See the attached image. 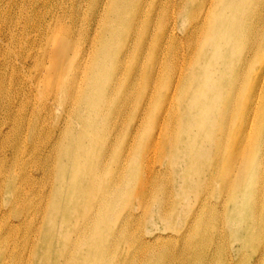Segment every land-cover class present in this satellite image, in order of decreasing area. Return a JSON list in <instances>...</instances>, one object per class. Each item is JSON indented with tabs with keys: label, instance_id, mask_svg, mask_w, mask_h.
<instances>
[{
	"label": "bare ground",
	"instance_id": "1",
	"mask_svg": "<svg viewBox=\"0 0 264 264\" xmlns=\"http://www.w3.org/2000/svg\"><path fill=\"white\" fill-rule=\"evenodd\" d=\"M192 81L198 90L190 89ZM136 86L144 97L133 98L134 117L124 126ZM177 104L199 133L178 136L170 111ZM157 107L162 110L152 114ZM263 111L264 0H0V177L17 197L0 204V264H22L16 251L28 248L26 237L36 238L27 264H114L119 239L128 251L118 264H249L248 245L245 251L224 245L231 234L253 247L254 264H264ZM150 118L159 122L152 137H161L159 125L167 122L171 138L178 136L181 181L173 192L185 203L174 202L173 223L167 187L152 185L160 172L144 166L148 156L137 165L144 172L131 170L145 183L140 191L129 189V180L118 186V171L127 172L137 148L129 134L141 129V136ZM238 121V132L230 131ZM255 128V149L238 174ZM237 134L241 141L230 144ZM203 141L213 146H201L197 157L194 147ZM203 157L211 172L201 178L203 189L208 185L202 199L192 192ZM32 164L44 179L28 173ZM54 164L56 186L43 192L47 175L54 180ZM126 200L135 203L127 201L123 217L119 205ZM148 205L154 206L143 224L135 208ZM132 221L146 228L132 232ZM54 241L64 249L57 251Z\"/></svg>",
	"mask_w": 264,
	"mask_h": 264
},
{
	"label": "rangeland",
	"instance_id": "2",
	"mask_svg": "<svg viewBox=\"0 0 264 264\" xmlns=\"http://www.w3.org/2000/svg\"><path fill=\"white\" fill-rule=\"evenodd\" d=\"M144 23H145L144 19L140 20V25L141 26H145ZM188 29H190V28H188ZM179 36H180V38H179L180 41H184L185 42V31L183 29H181V31L179 33ZM178 43H180V42H178ZM186 44L187 43L182 44V45L179 46L180 47L179 48L180 54H183L186 51V49L183 48V45H186ZM201 48L202 47H200V50H201ZM194 52H195V54L198 53L197 50H194ZM169 57L170 56L168 55L167 56L168 60H169ZM200 67H202V61L200 62ZM217 75H220V73L217 72ZM227 77L228 76L223 77V79L220 82V84H222L226 80ZM197 78H201V72H198L195 75V79H197ZM162 81L164 82V85H165L167 83V81H168V77L165 75V77L163 78ZM189 87H190L191 90H193V89H195V91L198 90V86H197L195 81H192L190 83ZM159 92H160V89H159ZM131 93H132V99H131V101H130V103L128 105L127 119L124 122V126H127V123L129 122V120L134 117V109L136 107V104H133V98L137 97V99H138L140 97V99H142L144 97V94L137 95L139 93V91L137 90V86L132 90ZM158 95H159V93H158ZM166 96L167 95L164 93V96H163L164 100H165ZM199 106L200 105L196 106V110H200ZM157 110L161 111L162 109L160 107H157L156 109H153L152 114H154L155 111H157ZM170 111H174L173 114L175 115V119L178 122V124H177L178 136H180V134L182 132L184 133L185 130L187 131V133H188V135L190 137H191V132H193L195 134L199 133V131H200L199 127H192V123L190 124V123H188V121L186 119H183L182 110L179 108L178 104L174 108L171 107ZM163 112H164V110L161 112V114ZM263 113H264V111H263ZM180 119L182 121H180ZM158 123H159L158 121L155 123V121L154 120L152 121V119L150 118L149 123L144 125V127H143L144 131H143V134L141 136H140L141 129H138L137 131L133 130L129 134L128 143H130V141L133 140V142L136 144L137 148L134 151L132 157L129 159L127 172L118 171V179H119V182L121 183V184L119 183L118 186L122 187L124 185V183L127 180H129L128 188L129 189L130 188L137 189L138 191H140V188L145 183H142V182H139V181L136 182L135 176L133 175V173H131V170L132 169H136L138 171V174H139V172L141 173L143 170L137 165L139 163L143 162L144 156L145 157L148 156V158H149V160L147 161L148 165H144V166H147L148 170L152 169V167L155 166L156 168H155L154 172H160V175H159V177L157 179H156L155 176H153L152 185L153 184H158V185H161V186L164 185V187H167V190H165L164 192L169 194L167 201L170 203V208L168 209V211H169V213H170V211L173 213V215H171V213H170V216L168 217V220H169V222L173 223V217H174V213H175V211L173 209L174 202H175L174 207H176V201H177V207H180V206L184 205V203H185V201H183L184 198H182V197L178 198L176 196V193L173 192V188L174 187L176 188L180 184V181H181L180 180V176H181L180 171L175 165L176 160L177 161L180 160L178 147L175 145V142L178 139V136H176L175 140L173 138H171V135H170V132H169L171 122L170 123L167 122V123H160V125H159V129L162 132L161 137H159V138L152 137L151 134H149V131H150V129L152 131L155 128H157L158 127ZM239 126H240V122L238 121L237 125H232L230 127V131H237L238 132ZM195 128H199V129H195ZM120 129H121V127H120ZM261 130H262L261 133H262V137H263L264 136V121H262ZM257 132H256V128H255L253 136H251V135L250 136H246V138H248V141L246 143L248 154H245L247 156L244 157L243 159H241V160L239 159L238 160V164H239L238 167H237L238 174H239V172H241L244 175V172L246 170V165L248 163V156L249 155L251 156L253 151H254V149H255L256 133ZM238 136H239V134L235 135L232 138V142L230 144H233V142L236 140V138ZM237 141H241L239 139V137H238ZM217 142H218V140L216 141V144H217ZM148 146H151V149L147 152V147ZM201 146H203V150H210V148H212L213 144L210 143V142H206L204 144V141H203V144L196 145L194 148L196 149L195 154H196L197 157L199 156L198 155V150H201ZM257 146H258V142H257ZM258 148H260V147L258 146L257 149ZM261 149H263V151H261V152L264 154V143L261 146ZM46 155L47 154H45V155L40 157L42 159V161L46 160ZM123 155H124V153L121 151L120 153H117L116 156H117V158H122ZM7 157H8V159H7V168H8V170H10L12 168V166H13L14 159H12L11 155H9V154L7 155ZM209 164L210 163L208 161L204 160V157H203L202 160L198 161L199 167H196L194 169V170H196L198 172V175H197L196 178L199 181V185H198V189L196 191L192 192L193 197H195L198 194H200L199 195L200 197H201V194L203 196H208V193H207L208 185H206L204 187V189H203V182L201 181V178H203L205 174H206V177H207L208 176V172H211V170L209 171V166H210ZM53 167H55V164L53 165ZM19 172L21 173L22 170H19ZM57 172H58V170L55 167L54 180H51V178L47 175V177L50 179V182L47 183L46 186L42 187L40 189L41 191H43V192L45 191V192H49L50 193L52 191V187L55 188V186H56L55 175L57 174ZM28 173L31 174L33 177H35L37 179H42V178L44 179L45 176H46V175L43 174V172H41V171H39L37 169L35 164L31 165V167L28 169ZM250 173H252V170L249 172L248 175H250ZM138 174H137V176H138V179H139L140 175H138ZM108 175H110V174H108ZM17 183H18V185H21V179H18ZM194 183H195V180L192 177L191 178V191L193 189ZM9 185H10V182L8 180H6L4 177H0V204L5 199H8V200H11V199L16 200L17 199V197L14 195V192H10V190L8 188ZM50 187H51V189L48 191V189ZM189 187H190V183H189ZM28 190L30 191V188H28ZM261 190L263 191V193L261 195L260 206L263 207V205H264L263 204V201H264V177L261 179ZM159 193L157 194L158 197H159ZM171 193L173 194V197L170 196ZM188 193H189V195H191L190 191H188ZM149 197H151V195H148V198ZM33 198L36 199L37 202L40 201V199L38 197H36L35 195H33ZM188 198H190V196ZM127 201H128V205L129 206H130V203H135L134 200L131 201V202H130V200H126V201H123L119 205V210L121 211L123 217L126 216V211L128 210L127 209L126 211H123L125 206H126ZM43 205H44V208H45L46 205H47V201H43ZM153 206L154 205H148V206H142V208H140V209H139V207L135 208L136 218L139 219V218L144 217V220H142L141 222L143 224H144V221L148 222V218L145 219V217H146V215H147V217L150 216L149 211H150V209ZM222 206L225 209V205H222ZM220 210H222V209H220L218 207V211H220ZM263 214H264V212L259 211V215L261 216V230H262L260 232V234H262V235H264V217H263ZM250 217H251V219H250ZM250 217H249V219H250V222H251L252 219H253L252 214H251ZM235 219H236V222H237L236 223L237 227L240 228L241 221H242V216L239 214V215L235 216ZM152 223H154V221H151V224ZM195 225H197V224H195ZM143 226L146 228V226L140 224L139 221L138 222L137 221H132V224L130 225L132 232H136V233L137 232L138 233L143 232L142 231L143 230ZM190 226H191V222H190ZM154 233L156 235L165 236V235H167V233H169V231L168 232L154 231ZM226 236H227L226 237L227 240L224 241V245L228 242L231 246L234 245V247H235V249L237 251H240L242 249V247H244L245 245H248L249 247H247L245 249L247 251H249V253H248V255H247L245 260L248 261L249 264H254L255 262L258 261L259 257H258V255L256 253L255 254L253 253V251H254L253 247L249 244V242L243 244L244 241H240L239 238H236L234 234H231V236H229V235H226ZM26 238H27V241H28V248L23 250V251H20L18 249L16 251V256H19V258L22 260V264H27L28 262H30L32 256H34V254L31 253V250H32V246L35 245V239L36 238H34V240L31 237H26ZM24 240H25V238L23 236L19 237V242L20 243L24 242ZM177 243L180 244L181 242L177 241ZM121 244H122V240L121 239L115 241V246H114L115 249L111 253V256L114 255V257H115V263L114 264H118L120 259L124 256V253L126 251H128V248H124L123 246H121ZM261 245H264V236H263V240H262L260 246ZM54 247L56 248L57 251H61L62 249H64V247L62 248L60 241H54ZM242 250H244V248ZM177 255H179V254H177ZM175 262L176 261H174V259H172V263H175Z\"/></svg>",
	"mask_w": 264,
	"mask_h": 264
}]
</instances>
